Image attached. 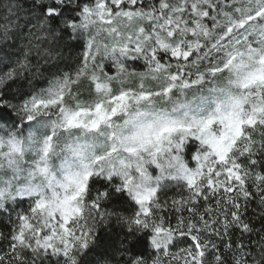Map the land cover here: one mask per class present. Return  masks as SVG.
I'll return each mask as SVG.
<instances>
[{
	"label": "snow or ice",
	"instance_id": "snow-or-ice-1",
	"mask_svg": "<svg viewBox=\"0 0 264 264\" xmlns=\"http://www.w3.org/2000/svg\"><path fill=\"white\" fill-rule=\"evenodd\" d=\"M0 217V264H264V0H0Z\"/></svg>",
	"mask_w": 264,
	"mask_h": 264
},
{
	"label": "trees",
	"instance_id": "trees-1",
	"mask_svg": "<svg viewBox=\"0 0 264 264\" xmlns=\"http://www.w3.org/2000/svg\"><path fill=\"white\" fill-rule=\"evenodd\" d=\"M171 194V193H170ZM4 217H0V221H3ZM2 226V225H0ZM101 239V253H103V249L106 246H118L120 241L123 239V235L121 234V229L118 227H114L112 230H104L100 234ZM8 248L7 242H0V254H3ZM137 251H146L150 253L152 250L150 248L145 249L143 245L137 246ZM43 264H55V258H49L43 261Z\"/></svg>",
	"mask_w": 264,
	"mask_h": 264
}]
</instances>
